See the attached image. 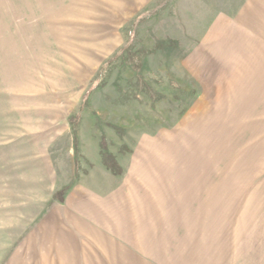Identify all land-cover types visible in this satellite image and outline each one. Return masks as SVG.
<instances>
[{"label":"rangeland","instance_id":"obj_1","mask_svg":"<svg viewBox=\"0 0 264 264\" xmlns=\"http://www.w3.org/2000/svg\"><path fill=\"white\" fill-rule=\"evenodd\" d=\"M0 264H264V0H0Z\"/></svg>","mask_w":264,"mask_h":264}]
</instances>
